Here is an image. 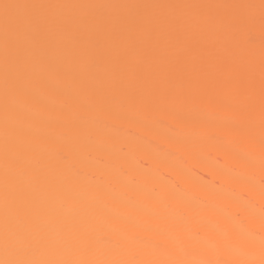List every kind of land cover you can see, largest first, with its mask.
<instances>
[{"label":"bare ground","instance_id":"6f19581e","mask_svg":"<svg viewBox=\"0 0 264 264\" xmlns=\"http://www.w3.org/2000/svg\"><path fill=\"white\" fill-rule=\"evenodd\" d=\"M0 264H264V0H0Z\"/></svg>","mask_w":264,"mask_h":264},{"label":"rangeland","instance_id":"374dc122","mask_svg":"<svg viewBox=\"0 0 264 264\" xmlns=\"http://www.w3.org/2000/svg\"><path fill=\"white\" fill-rule=\"evenodd\" d=\"M219 160H220V159H219ZM220 161H221V160H220ZM213 163L216 165V164H217V163H219V162H217V163H216V162H213ZM199 175H200V176H203L202 172H201V173H199ZM205 178H207V179H210V177H209V176H205Z\"/></svg>","mask_w":264,"mask_h":264}]
</instances>
